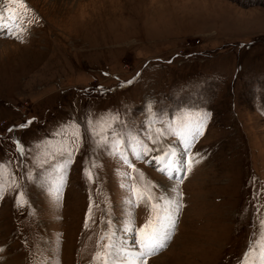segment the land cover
<instances>
[{
	"label": "rangeland",
	"instance_id": "374dc122",
	"mask_svg": "<svg viewBox=\"0 0 264 264\" xmlns=\"http://www.w3.org/2000/svg\"><path fill=\"white\" fill-rule=\"evenodd\" d=\"M25 3L28 31L0 32V165L30 204L17 207L12 191L0 199V264H91L110 232L131 246L129 213L138 229L149 209L128 205L121 185L170 196L182 176L175 235L149 264H242L250 248L262 264L264 0ZM117 137L153 149L128 153L143 181L109 150ZM185 142L192 171L175 162L161 173L171 153L185 160ZM61 173L58 204L41 183L54 187Z\"/></svg>",
	"mask_w": 264,
	"mask_h": 264
},
{
	"label": "snow or ice",
	"instance_id": "6c2138e0",
	"mask_svg": "<svg viewBox=\"0 0 264 264\" xmlns=\"http://www.w3.org/2000/svg\"><path fill=\"white\" fill-rule=\"evenodd\" d=\"M0 3L4 5V7L0 9V32L15 36L16 38H21V32L28 31L25 24L31 25L34 22L27 18V13L30 12L31 9L25 3V0H0ZM16 29L20 31L18 32ZM30 123L31 121H28L20 127H27ZM156 132V140H159L160 136L164 134L163 129H157ZM200 134H202V131ZM72 139L78 142L80 139L79 134H74ZM148 140L152 143L156 142L151 136L148 137ZM101 142H104L103 136H101ZM107 145L112 154L119 156L123 164L127 165L131 170L130 172L124 173L126 177L132 179L135 178L133 175L134 173H139L141 181L144 180L143 172L132 162L128 153L137 160H143L153 151L147 143L143 140H137L133 145V142L124 141L122 137H117L115 141L108 140ZM122 146L123 150H121ZM183 147L185 148V160L181 161L180 157L175 152L171 153V155L176 156V161L168 160L167 165L159 167L158 170L161 173H167L168 167L175 162H179L183 165L186 174L192 171L191 157H189L187 153L190 144L185 142ZM18 151H22V146H18ZM61 154L67 155L66 163L71 161V148L64 149ZM169 155L168 152H165L163 156L155 157L148 162L163 161ZM198 162L199 161H196V163ZM95 168V162L92 163L91 167L85 168L86 178L93 183L95 182ZM168 178L170 180L175 179V176L170 175ZM185 178L186 176L180 177L176 188L173 190V194L170 196H157L153 191L154 186L148 183H143L141 187L122 184L121 187H127L132 194L131 197L126 200V203L132 207H138L143 204L149 209V217L145 223L137 229L134 226V217L130 212L128 226L125 227V231L135 232V239L131 246L117 240L115 232L106 233L104 237H101V240L106 241V243L100 245L99 249L95 251L91 264H149L150 257L156 256L165 250L175 235L176 227L179 222V214L184 207L182 201L183 193L179 190V184H182ZM27 179L33 180L34 177L29 174ZM64 184V175L61 173L54 187L48 181L42 182L41 187L59 204L62 199ZM20 187L21 186L15 181L8 183L4 179V166L0 165V199H3L6 192L12 191L16 193V206L28 207L30 201L27 199V194L20 191ZM91 211L90 205L89 216L86 218L85 228L88 227V220L92 219ZM0 251H2V249H0ZM252 253L253 249L250 248L249 253L245 254V259L242 264H254V262L249 259ZM260 255L262 264H264V252H261Z\"/></svg>",
	"mask_w": 264,
	"mask_h": 264
}]
</instances>
